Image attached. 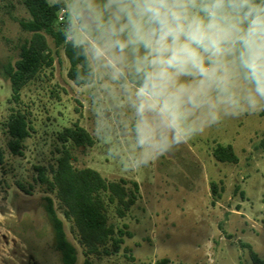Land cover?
<instances>
[{
	"label": "rangeland",
	"instance_id": "374dc122",
	"mask_svg": "<svg viewBox=\"0 0 264 264\" xmlns=\"http://www.w3.org/2000/svg\"><path fill=\"white\" fill-rule=\"evenodd\" d=\"M64 1L62 23L69 21V39L86 47L95 82L75 85L64 49L49 37L53 65L22 90L15 104L2 64L18 58V46L29 36L19 22L31 15L24 0H0V264H62L45 196L54 200L77 248L76 264H255L250 251L264 261V111L224 117L179 146L171 143L170 133L169 149L161 156L151 153L145 165L147 149L137 143L133 57L125 54L123 75L114 78L107 57L97 59L93 52L103 40L86 6L89 0ZM90 2L106 18V0ZM13 109L26 113L31 126L22 156L8 148L4 124ZM75 124L94 139L90 147L73 149L77 168L94 169L108 182L139 185L125 217L108 205L109 223L131 234L117 253L109 243L87 256L56 194L36 182V166L51 177L61 148L58 135ZM218 145L232 146L238 162L217 161Z\"/></svg>",
	"mask_w": 264,
	"mask_h": 264
},
{
	"label": "clouds",
	"instance_id": "9594fccd",
	"mask_svg": "<svg viewBox=\"0 0 264 264\" xmlns=\"http://www.w3.org/2000/svg\"><path fill=\"white\" fill-rule=\"evenodd\" d=\"M86 6L103 40L94 55L114 78L133 57L145 165L170 133L179 146L224 117L264 111V0H106V18Z\"/></svg>",
	"mask_w": 264,
	"mask_h": 264
},
{
	"label": "trees",
	"instance_id": "16d2710c",
	"mask_svg": "<svg viewBox=\"0 0 264 264\" xmlns=\"http://www.w3.org/2000/svg\"><path fill=\"white\" fill-rule=\"evenodd\" d=\"M31 18L21 20L20 26L27 32L24 41L18 46V58L2 64L3 76L9 81L12 97L11 103L19 104L22 90L32 82L39 73L50 68L54 62L49 37L56 48H63L69 62L68 77L77 86L91 85L95 82L96 73L84 45L69 39L73 30L71 23L59 22V14L65 10L64 0H24ZM132 82L139 86L140 78L136 74ZM9 136L8 148L15 156H22L24 142L30 136L31 126L26 113L13 109L4 124ZM61 143L56 167L51 168V177L42 166H36V182L56 194L65 218L72 223L79 242L85 248V254L97 255L111 243L112 251L117 253L124 243V237L131 234L123 229H116L109 223L108 205L115 208L118 217L126 216L136 203L139 193L137 182H108L102 175L91 168H77L73 149L90 147L94 139L90 133L78 124L65 128L59 135ZM213 155L222 163H237L238 157L232 146L218 145ZM131 184L132 186H129ZM23 190H30L21 186ZM214 191L217 187L213 184ZM44 208L51 223L54 241L61 254L62 264H76L77 248L69 240L64 221L59 217L54 200L44 197ZM104 251H107L106 249ZM255 264H262L257 255L250 251Z\"/></svg>",
	"mask_w": 264,
	"mask_h": 264
},
{
	"label": "built area",
	"instance_id": "2783aa9c",
	"mask_svg": "<svg viewBox=\"0 0 264 264\" xmlns=\"http://www.w3.org/2000/svg\"><path fill=\"white\" fill-rule=\"evenodd\" d=\"M62 11H64V10H62ZM62 11H61V12H62ZM61 12H60V13H61ZM63 19H64V17H63L62 15L59 14V22H62Z\"/></svg>",
	"mask_w": 264,
	"mask_h": 264
}]
</instances>
